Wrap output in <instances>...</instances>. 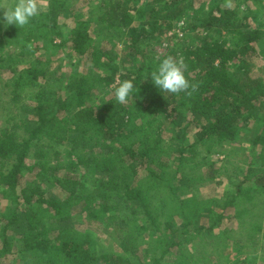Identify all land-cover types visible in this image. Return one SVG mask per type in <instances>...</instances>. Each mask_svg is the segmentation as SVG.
Here are the masks:
<instances>
[{"label":"trees","instance_id":"trees-1","mask_svg":"<svg viewBox=\"0 0 264 264\" xmlns=\"http://www.w3.org/2000/svg\"><path fill=\"white\" fill-rule=\"evenodd\" d=\"M97 5L95 18L74 17L69 32L71 54L83 68L57 88L61 75L26 67L9 93L13 113H2L0 122V264H264V167L255 166L264 159V116L257 115V103H264V47L260 74L250 73L248 61L264 43L260 11L228 9L225 0L197 7L201 14L188 31L198 43L172 45L187 65L186 77L199 85L189 97L154 85L150 74L161 60L139 48V37L164 22L170 28V18L191 2ZM58 8L1 31L0 50L18 47L7 57L21 62L28 43L58 29V14L73 13L65 0ZM99 32L117 40L126 33L127 54L95 41ZM126 79L134 89L121 104L115 87ZM22 83L35 88L32 102L18 104ZM182 122L196 130L191 142L185 133L163 138L165 128L178 132ZM244 141L249 160L240 174L231 160L246 149ZM218 152L229 162V171L221 166L228 186L219 198L202 199L199 184L219 172L205 177L201 166ZM81 170L86 179L77 186ZM85 222L114 232L110 254L94 253L93 227Z\"/></svg>","mask_w":264,"mask_h":264},{"label":"rangeland","instance_id":"rangeland-1","mask_svg":"<svg viewBox=\"0 0 264 264\" xmlns=\"http://www.w3.org/2000/svg\"><path fill=\"white\" fill-rule=\"evenodd\" d=\"M51 1V4H50ZM41 0V2H48L47 7H45L44 13H51L56 12L59 5V2H64V0ZM66 2H69V8H72L73 13H62V15L58 14V23H60V26H58V29L53 32L49 33L48 38L44 41L37 42L35 44L28 43L32 48L26 51L25 58H22L21 62H16L14 59H10L9 56L7 57V54H15L16 51H19L20 49L18 47H15L14 45L7 46L6 44L2 47L0 50V122L4 118V115L2 113H13V106L9 102V93L12 91L16 86L19 84L18 79L21 75L24 74V70L26 67L29 66H36L37 68L41 69L42 67H47L49 70V75L51 76V73L55 71V74L57 76L61 75V80L58 82L57 88L62 87V85H66L68 76H70L71 71H74V69H82L83 68V61L79 60L75 55L71 54V50L69 48L70 46V38H69V32L70 28L74 26V17L80 16V21L87 20L89 17L95 18L97 16V8H98V0H65ZM188 1L191 2V6H186V10L180 17H177L176 19L170 18L171 26L170 28H167L166 23H162L158 26V30L154 31H148L145 30L144 32L140 34L139 37V44L140 49L145 51L149 58L152 60H162L164 57L168 55H172L174 57L181 58V53L179 50L174 49L172 47L173 44H176L177 42L180 43V45L183 47L186 44H193L197 41L193 38L192 32L189 30V22L197 17V12L200 13V11H197V7L203 3L206 5H215L216 0H185V4L188 3ZM1 2V0H0ZM233 6H239V8L242 11H260L261 19L264 21V0H232ZM246 3V4H243ZM201 14V13H200ZM39 15H37L38 17ZM82 16V17H81ZM250 19V18H249ZM183 21V25L180 26V22ZM168 22V21H167ZM40 24V23H39ZM133 25H135L137 28H141L142 25L139 23V19H135ZM252 25L255 26V23L252 22ZM9 27V26H8ZM8 29L5 28L4 24L0 22V32ZM91 31V30H90ZM125 36H121L117 40L116 36L104 38L102 35V32H99L98 35L95 37V41H102V44H106L107 46L113 48L115 51H118L119 53L122 52L123 55L127 54L129 50L128 46V37L127 34H124ZM19 37V35H18ZM21 37V36H20ZM51 39V40H50ZM4 41V40H3ZM8 43V41H6ZM19 42L20 38H19ZM198 43V42H197ZM39 45V46H37ZM192 45V46H193ZM262 45V46H261ZM257 44L256 45V51L259 53L258 55L253 56L250 58L249 66H251V74L253 76L260 74V69L263 68V58L261 50L264 47L263 44ZM14 48L16 50H14ZM173 50H172V49ZM159 57V59H158ZM124 58V57H123ZM130 64L125 62L123 65V69L125 67H128ZM69 83L71 84V87L75 85V77L73 76ZM24 86L21 90H19L20 97H18V104L22 103H29L32 102L34 99V93L35 90L34 87H27L25 83H22ZM21 85V84H20ZM111 86V88H113ZM63 88V87H62ZM110 88V87H109ZM97 94H99L98 91H96ZM95 93V94H96ZM107 93H104L101 97L105 98V95ZM97 99H93V102H96ZM259 105L257 115H263L264 116V103H257ZM248 125L250 127V130L252 132L253 128L255 127L253 118H250L248 120ZM181 128L178 129V132L175 130L169 131L167 128L163 130L165 135L162 134L163 138L167 137L168 135H172L173 133H177L178 135H182L185 133V136L187 137V140L191 142L193 140L194 132L196 131L195 128H192L190 124L187 122H182ZM241 144V143H240ZM244 148L248 146L247 142L244 141L242 143ZM247 148L244 149L243 152L240 151V153L234 154L236 155L233 157L232 153V160H231V170L235 173H242L241 167L244 169L246 168L247 162L249 160V157H246L247 154ZM226 153L225 152H218L213 153L210 155V161L206 163L205 165L201 166V172L207 177V175L210 173V170H218L219 174L215 177L214 181L208 183H200L199 184V190L198 193L201 196L202 199H212V198H219L222 193H224L225 189L228 186V181L224 176L223 173V166L225 169L229 171V162H225ZM229 157V156H228ZM245 159V160H244ZM211 163L212 166H208V164ZM255 166L262 169L264 167V159L259 161ZM82 175H85L83 178ZM81 179H86V174L83 170H81L80 175L76 179V185H81L83 181H80ZM84 186H86L84 184ZM57 192L60 191V189H56ZM222 198V197H221ZM1 205H4L3 201H0ZM213 206V205H212ZM214 210L217 211L216 207H214ZM214 214L210 213L209 216L206 218V221L208 223H211V220L213 219ZM205 220L204 216L202 218ZM87 225V227L90 225L89 230L93 231L92 237L94 242V253L97 255H103V254H110L114 250V246L112 244L114 240V232L110 228H100L97 227L94 223H83L82 226ZM227 235L229 238H232L234 236V232L228 228L226 230ZM113 239V240H112ZM116 246V245H115ZM215 248L220 250V247L216 244ZM104 262H99L98 264H103ZM169 264V263H165Z\"/></svg>","mask_w":264,"mask_h":264},{"label":"clouds","instance_id":"clouds-1","mask_svg":"<svg viewBox=\"0 0 264 264\" xmlns=\"http://www.w3.org/2000/svg\"><path fill=\"white\" fill-rule=\"evenodd\" d=\"M226 8L232 9V0H225ZM44 5L41 0H16L14 5L7 6L0 4V22L7 28L9 25H17L24 27L29 24L30 20L44 11ZM183 21L180 22V26ZM159 59V57H158ZM187 65L184 63L183 58L168 55L164 57L156 70L152 71L150 76L154 85L162 92L180 94L191 97L193 93L198 91L199 85L192 83L186 77L185 73ZM134 84L132 79L120 81L118 86L115 87V98L121 104H126L130 95L133 93Z\"/></svg>","mask_w":264,"mask_h":264},{"label":"crops","instance_id":"crops-1","mask_svg":"<svg viewBox=\"0 0 264 264\" xmlns=\"http://www.w3.org/2000/svg\"><path fill=\"white\" fill-rule=\"evenodd\" d=\"M15 2H16V0H1L0 4H5L7 6H12V5H14ZM42 4L44 5V8L49 6L48 2H43ZM50 4H51V1H50ZM44 12H45V10L42 11L40 14H42ZM0 15H2V12H0ZM16 26L17 25L13 24V25H9V27H7V28L16 27Z\"/></svg>","mask_w":264,"mask_h":264}]
</instances>
